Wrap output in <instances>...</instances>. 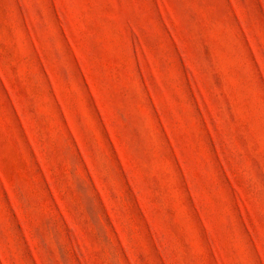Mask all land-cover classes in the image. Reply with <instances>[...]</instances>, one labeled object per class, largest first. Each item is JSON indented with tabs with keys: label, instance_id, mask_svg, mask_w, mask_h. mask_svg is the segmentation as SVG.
<instances>
[{
	"label": "rangeland",
	"instance_id": "rangeland-1",
	"mask_svg": "<svg viewBox=\"0 0 264 264\" xmlns=\"http://www.w3.org/2000/svg\"><path fill=\"white\" fill-rule=\"evenodd\" d=\"M0 264H264V0H0Z\"/></svg>",
	"mask_w": 264,
	"mask_h": 264
}]
</instances>
